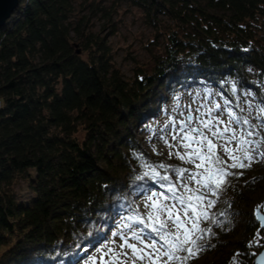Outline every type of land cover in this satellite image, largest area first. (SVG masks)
Segmentation results:
<instances>
[{
    "label": "trees",
    "instance_id": "trees-1",
    "mask_svg": "<svg viewBox=\"0 0 264 264\" xmlns=\"http://www.w3.org/2000/svg\"><path fill=\"white\" fill-rule=\"evenodd\" d=\"M124 5L163 35L131 79L78 12L110 23ZM204 85L252 92L264 107V0H20L0 28V264H74L140 195L168 183L145 176L146 164L173 182L178 162L153 156L140 133L168 96ZM229 170L243 174L207 198L211 219L196 220L212 234L187 264H252L264 246L254 216L264 160Z\"/></svg>",
    "mask_w": 264,
    "mask_h": 264
},
{
    "label": "rangeland",
    "instance_id": "rangeland-1",
    "mask_svg": "<svg viewBox=\"0 0 264 264\" xmlns=\"http://www.w3.org/2000/svg\"><path fill=\"white\" fill-rule=\"evenodd\" d=\"M78 3L88 2L90 0H77ZM82 8V7H80ZM78 11L80 15H86L91 17L89 22V28L93 29L100 37L104 38L106 42L111 45V49L114 55L115 67L120 69L124 76L128 79L133 77L134 71L138 68H149L148 65L151 60V53L149 49L152 46V50L155 51L159 45H156V41L163 42V35L158 34L154 27L148 22L143 13L137 8L130 6H120L118 14H113L112 22H106V18L102 13L92 12V9ZM158 38H157V36ZM154 44V45H152ZM77 48H78V44ZM232 93L226 95L217 88L209 86H199L192 90H183L172 94L165 99L163 109L155 115L152 120V125L147 128H143L141 135L144 140L146 149L156 158L165 159L166 161L175 160L178 162L176 169H185L184 178L180 179L175 176V180L172 182L176 186L177 194H183L188 201L190 207L187 208V215L185 210L181 208L179 204L171 211V218L169 219L167 213H157L155 209L161 207L162 204H173L175 200H164L163 197H158L153 200H149L148 197L152 192L144 195H140L136 201V210L130 213H124L118 218L117 227H112L104 234V239L100 245L95 244L90 248L84 257L79 258L74 264H114L115 257L109 253V249L113 248L117 252H120V245L123 243L119 233L127 235L131 234L133 229L139 230L144 226L139 223H135L138 219H144L146 224H150L155 227H159L161 222H166V231L177 233V228L174 226L173 221H180L183 223V227L179 229L180 239L185 238V228L191 230L193 227V220L198 217L200 204H205L207 198L211 196V193H207L206 199L197 203L196 197L192 196L184 188L187 185L193 192L206 193V189L201 187L196 180L189 178V174L193 172L200 173L197 176V180L201 182L207 180L210 172H205V168H214V164L209 163L208 145L204 142V146L201 147L197 143H192L188 148L182 146V137L188 131V128H199L204 136L208 140L212 141L216 147L214 148V155L219 156L222 161L225 162V166H230L232 160L226 155L221 145L225 144V139L230 138L231 132H225L223 137L213 135L214 132L220 130L223 132L224 128L228 126L234 131L237 137L240 133L247 129L252 131L257 136L253 138L264 137V109L262 105L257 101L256 96L249 91H236L231 89ZM233 98V99H232ZM229 112L234 115L247 119L250 122L249 125L237 126L235 123H230ZM191 114L193 121L185 132H181L177 135L181 124L186 121V117ZM201 121L209 122V128H205ZM173 135H176V139L173 140ZM193 140H200L201 137L195 133L191 134ZM167 141V143H165ZM189 141L184 140L183 144H188ZM171 145V147H169ZM230 149L236 147V143L233 142L228 145ZM193 149H199L200 153L205 157L203 161L194 160V162H187L188 154L193 153ZM177 152L185 156V159H180L177 156ZM238 155V153H237ZM262 160L254 162L251 166L258 165ZM197 165H201L199 168ZM220 180L216 178V183ZM155 192H164L166 196H171V193L165 192L163 186L153 189ZM18 197L20 200L26 201L32 193L27 189L25 183H20L17 186ZM193 207L196 208V216L193 218ZM149 214L152 215V219L149 220ZM192 218V219H190ZM150 229L145 232H149ZM116 233L117 235H113ZM190 238V234H189ZM145 243H148L146 240ZM97 245V246H96ZM139 247V245H138ZM124 253H128L129 264L132 258V252L127 247L122 249ZM151 249H145V252H150ZM141 255L137 252L136 256ZM168 260L167 256L154 257L152 264H164ZM135 264H149L147 257L144 260L136 259Z\"/></svg>",
    "mask_w": 264,
    "mask_h": 264
},
{
    "label": "snow or ice",
    "instance_id": "snow-or-ice-1",
    "mask_svg": "<svg viewBox=\"0 0 264 264\" xmlns=\"http://www.w3.org/2000/svg\"><path fill=\"white\" fill-rule=\"evenodd\" d=\"M261 112H264V109H261ZM230 117V123H235L237 126L241 125H249L251 127L250 122L242 117L234 115L232 112L228 113ZM193 121V117L189 114L186 117V121L181 124L177 135L181 132H185V129L188 128V125H191ZM205 128L209 127V122L201 121ZM225 132H231L230 138L225 139V144L221 145L223 152L228 155L229 159L232 160V164L230 166H225V162L221 160L219 156L214 155V148L216 147L212 144L211 140H208L206 136H204L203 132L196 127L188 128V131L182 137V146L188 148L192 143H197L201 147L204 146V142H207L208 145V153L209 163L214 164V168H205V172H210L211 174L208 176L207 180L201 182L197 180V176H200V173L193 172L189 174V178L192 180H196L198 184H201V187L206 189V193H197L193 192L192 189H189L187 185H184V188L187 192H189L192 196L196 197L197 203L199 204L201 201L206 199L207 193H211V195L219 197L220 191L226 186L229 181L228 177L242 175L243 173H234L229 169L235 168H250L254 162L259 160H264V137L253 138L258 134L248 131L247 129L243 130L240 133V136L237 137L236 133L232 131L228 126H226L221 132L217 130L213 133V135H218L223 137ZM195 133L197 136L201 137L200 140H193L191 134ZM173 140L176 139V135H173ZM189 141L188 144H183V141ZM235 142L236 147L234 149H230L228 145ZM167 143V141H165ZM171 147V145H169ZM238 153V155H237ZM180 159H185V156L181 155L179 152L176 153ZM203 161L205 157L200 153L199 149H193L192 154H188L187 162H194V160ZM201 165H197L199 168ZM146 168L151 169V172H145L144 175L148 176L149 179L154 182L160 181H168L166 185H161L165 188V192L171 193V196H166L164 192H155L152 191L151 195L148 197L149 200H153L158 197H163L164 200H175L176 203L173 204H162L161 207L155 209L157 213L163 214L167 213L169 219L171 218V211L173 208L179 204L182 209L185 210V215H187V208L190 207L188 201L185 199L183 194H177L176 186L172 184L167 176H158L155 168L152 164H146ZM159 168H166L165 165H158ZM177 174V177L180 179L184 178L185 169H174ZM219 177L222 183H216V178ZM138 179H143V177H137ZM215 200L208 199L207 206L212 207L215 204ZM196 216V208L193 207V218ZM199 216L203 221H208L211 219L209 214L204 210L203 204H200V212ZM149 220L152 219V215L149 214ZM192 219V218H190ZM256 219L260 222L262 228H264V216L260 215L259 207L256 210ZM135 223L142 224L144 227L139 230L133 229L130 235L119 233L123 243L120 245V252H117L115 249L110 248L109 253L115 257L114 264H129V256L128 253H124L122 249L127 247L132 252V258L130 264H135L136 259L144 260L146 257L149 260V264H152L154 257L159 256H167L168 260L164 262V264H169V262H175V264H187L188 259L193 258L196 254L204 250V245L201 243L205 239L206 236L212 234L211 228H201L199 227L200 220H193V227L191 230L185 228V238L182 240L179 236V229L183 227V223L180 221H173L174 226L177 228V233H172L170 231H166V222H161L160 226L157 228L150 224H146L144 219H138ZM144 229H150L149 232H145ZM190 234V238H189ZM113 235H117L114 233ZM148 243H145V241ZM253 244H259V230L257 232V236L254 237L253 241L249 242V246H253ZM139 245V247H138ZM151 249L150 252H145V249ZM139 252L141 255L136 256V253ZM180 253H185V255L181 256ZM243 254L237 253L235 256H241ZM230 264H239L238 261L234 259V261H230Z\"/></svg>",
    "mask_w": 264,
    "mask_h": 264
},
{
    "label": "water",
    "instance_id": "water-1",
    "mask_svg": "<svg viewBox=\"0 0 264 264\" xmlns=\"http://www.w3.org/2000/svg\"><path fill=\"white\" fill-rule=\"evenodd\" d=\"M19 2L20 0H0V28H2L12 17L13 13L19 6ZM263 206H264V201L261 204H258L254 207L255 219H256V210L258 207H259L260 215L264 216ZM256 221L259 223L260 228L264 230V228L261 227L260 222L257 219ZM252 264H264V246L262 250L255 256V258L252 261Z\"/></svg>",
    "mask_w": 264,
    "mask_h": 264
},
{
    "label": "bare ground",
    "instance_id": "bare-ground-1",
    "mask_svg": "<svg viewBox=\"0 0 264 264\" xmlns=\"http://www.w3.org/2000/svg\"><path fill=\"white\" fill-rule=\"evenodd\" d=\"M175 174H176V173H175ZM100 243H101V242H100V241H98V243H97V244H99V245H100ZM96 246H97V245H96Z\"/></svg>",
    "mask_w": 264,
    "mask_h": 264
}]
</instances>
